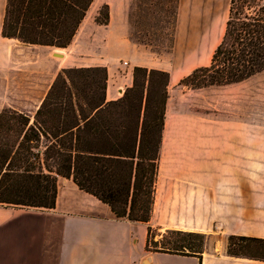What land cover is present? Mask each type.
Segmentation results:
<instances>
[{"label": "trees", "instance_id": "16d2710c", "mask_svg": "<svg viewBox=\"0 0 264 264\" xmlns=\"http://www.w3.org/2000/svg\"><path fill=\"white\" fill-rule=\"evenodd\" d=\"M93 0H6L1 36L26 46L67 48ZM96 23L107 25L108 8ZM264 71V0H229L209 65L179 82L191 89L224 87ZM168 73L136 67L122 97L107 101L103 67L62 69L32 119L0 112V205L52 209L57 181L106 204L117 219L147 224L144 250L194 257L207 235L148 225L154 204ZM156 231V230H155ZM226 255L264 261V239L229 236Z\"/></svg>", "mask_w": 264, "mask_h": 264}, {"label": "crops", "instance_id": "0c3cea01", "mask_svg": "<svg viewBox=\"0 0 264 264\" xmlns=\"http://www.w3.org/2000/svg\"><path fill=\"white\" fill-rule=\"evenodd\" d=\"M130 2L93 0L71 44L50 56L62 55L56 70L68 58L78 68H105L107 101L119 99L131 87L134 68L159 71L152 66V61H158L153 54L129 38ZM5 4L0 0L2 67L5 51L15 56L37 47H6L4 41L16 40L1 36ZM102 6L108 8L107 25L95 21ZM215 48L207 53V62ZM189 72L169 76L168 89ZM52 81L53 75L48 86ZM183 98L182 92L168 91L148 225L160 232L201 233L222 240L229 236L264 239V156L259 137L246 135L244 120L238 118L198 120L183 109ZM146 228L147 224L117 219L106 204L71 179L59 178L52 209L0 205V264H197L194 257L145 252ZM225 244L220 243L217 254L205 250L201 264H264L227 256Z\"/></svg>", "mask_w": 264, "mask_h": 264}, {"label": "rangeland", "instance_id": "374dc122", "mask_svg": "<svg viewBox=\"0 0 264 264\" xmlns=\"http://www.w3.org/2000/svg\"><path fill=\"white\" fill-rule=\"evenodd\" d=\"M228 2L229 0H131L128 9L129 38L144 46L158 60L152 61V66L171 77L190 69L192 72L206 67L209 65L207 53L219 43L221 28L228 14ZM99 12L96 18L101 20L104 11L101 14ZM4 43L6 47L9 44L23 46L18 40ZM55 51L58 50L44 46H37L15 56L5 51L4 66L0 65V112L12 109L32 119L50 87L48 82L52 75L54 81L62 69L83 68L75 67V63L68 58L63 63V68L56 70L58 58L53 54L50 57L51 52ZM187 76H181L168 89L171 94L174 90L183 93V109L195 114L198 120H244L245 134L259 137L264 156V71L238 84L202 89L179 86V82ZM152 228L154 239L159 240V235L163 232ZM137 236L140 246L141 232ZM222 241L225 242L226 239L207 235L205 250L209 254H217Z\"/></svg>", "mask_w": 264, "mask_h": 264}, {"label": "water", "instance_id": "95a60500", "mask_svg": "<svg viewBox=\"0 0 264 264\" xmlns=\"http://www.w3.org/2000/svg\"><path fill=\"white\" fill-rule=\"evenodd\" d=\"M53 56H54V57H57V58H62V55H60V54H55V53H54ZM146 264H147V263H146Z\"/></svg>", "mask_w": 264, "mask_h": 264}, {"label": "bare ground", "instance_id": "6f19581e", "mask_svg": "<svg viewBox=\"0 0 264 264\" xmlns=\"http://www.w3.org/2000/svg\"><path fill=\"white\" fill-rule=\"evenodd\" d=\"M55 54H59V53H55Z\"/></svg>", "mask_w": 264, "mask_h": 264}]
</instances>
